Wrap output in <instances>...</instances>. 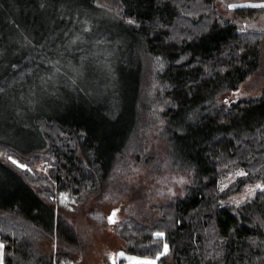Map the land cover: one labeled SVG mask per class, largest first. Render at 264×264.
<instances>
[{
	"label": "trees",
	"instance_id": "1",
	"mask_svg": "<svg viewBox=\"0 0 264 264\" xmlns=\"http://www.w3.org/2000/svg\"><path fill=\"white\" fill-rule=\"evenodd\" d=\"M80 1L79 7L76 0H0L5 110L19 93L13 88L38 68L31 48L13 56L14 50L26 44L54 63L56 38L63 46L69 39L57 35L72 33L85 9L109 13L130 35L123 66L113 68L111 92L48 94L43 104L18 105L26 129L12 127L10 115L0 122V153L8 152L0 154V170L8 175L0 187L4 264H73L89 237L58 211L54 196L64 191L84 202L132 162L186 177L181 192L152 204L145 217L119 223L126 250L154 255L167 244L163 264H264V186L240 204L228 202L248 185H264V88L258 96L218 100L264 75V8L247 6L264 0ZM155 115L167 142L161 160L146 136ZM11 153L25 166L9 162ZM239 170L244 175L221 187L223 177Z\"/></svg>",
	"mask_w": 264,
	"mask_h": 264
},
{
	"label": "rangeland",
	"instance_id": "2",
	"mask_svg": "<svg viewBox=\"0 0 264 264\" xmlns=\"http://www.w3.org/2000/svg\"><path fill=\"white\" fill-rule=\"evenodd\" d=\"M79 2L81 1L76 0L77 6H79ZM220 8L224 10L221 5ZM79 17L71 25V27H76L70 30L72 33L57 35V37L65 36L69 39L63 46L56 38L55 44L52 46V52L56 58L54 63L46 58L42 59L41 49L35 51L32 46H26V44L12 52L14 56L31 48L36 54L34 64L38 68L32 71L24 82H20L13 88L19 91L15 95L16 98L13 96L11 99L13 109L0 108V122L10 115L9 121L13 122L12 127L26 129L24 113L19 110L18 106L20 103H23L24 108L32 103L43 104V100L48 98V94L57 96L58 93L65 90L80 94L92 93L98 96L108 94L114 89L111 79L116 74L113 68L117 66V69H120L123 66V51L126 49L130 35L121 30L116 19L109 13L103 11L93 13L85 9V12L79 13ZM84 26H90V28H82ZM5 36L9 42H15L14 35L8 33ZM66 53V61L69 62L65 61L64 54ZM71 54L75 58L71 57ZM263 88L264 75L257 74L247 79L235 91L221 94L218 100L232 102L241 98L258 96L262 93ZM30 91L37 93V97H31ZM161 125L162 120L158 115H155L150 126L146 128L147 141L151 142L155 155L160 160L165 158L167 152V142L158 135ZM1 153L8 152L1 151ZM7 160L13 165L25 166V161L20 160L13 153L8 154ZM38 163V166L44 167V173H46L48 165L45 160L41 159ZM132 164L134 167H130L128 170H118L117 175L108 179L109 181H123V185L126 187L121 191L117 190L115 184L111 186L108 181L106 189L104 188L95 196L87 198L84 202L76 201L64 191L57 192L54 196L58 211L68 217L78 230L85 231L89 237V248L83 256H77V260L73 264H107L112 259L119 264H132L127 257L155 260L156 264H163L160 261L161 252L154 255H142L126 250L125 243L118 235L116 227L129 216L145 217L152 210V204L166 201L171 192H181L180 186L186 176L181 173H172L168 167L157 166V164L143 163L138 166H136L137 163L132 162ZM240 173H242L241 170L223 177L220 182L221 187H225ZM7 180L8 175L0 170V187ZM258 185L259 187H257ZM263 186L261 183L248 185L242 192L230 197L228 202L235 205L240 204L251 198L255 191ZM36 187L38 188V186ZM114 211L116 212V222L110 223L109 217ZM0 245H3L1 236ZM0 252L3 254L4 264V245ZM121 252L124 253V256L119 255Z\"/></svg>",
	"mask_w": 264,
	"mask_h": 264
},
{
	"label": "snow or ice",
	"instance_id": "3",
	"mask_svg": "<svg viewBox=\"0 0 264 264\" xmlns=\"http://www.w3.org/2000/svg\"><path fill=\"white\" fill-rule=\"evenodd\" d=\"M238 6H245V5H235V4H232V5H229V7H232V8H235V7H238ZM247 6H251V7H262L264 8V3H261V4H252V5H247ZM13 163H16L15 161H13ZM20 167H24L23 165H20ZM240 175H244V173H240ZM259 187V185L257 186ZM115 216H116V212L114 211L112 213V215L109 217V222L110 223H115L116 220H115ZM156 235L158 237L162 236L163 233H156ZM3 248V245H0V249ZM168 252V246L167 244L164 245V249H163V252L160 253V255H165L166 253ZM120 256H124V253L121 252L119 253ZM128 260H130L132 262V264H156V261L155 260H139L135 257H127ZM157 259H159V256H157ZM0 264H3V254L2 252H0Z\"/></svg>",
	"mask_w": 264,
	"mask_h": 264
},
{
	"label": "water",
	"instance_id": "4",
	"mask_svg": "<svg viewBox=\"0 0 264 264\" xmlns=\"http://www.w3.org/2000/svg\"><path fill=\"white\" fill-rule=\"evenodd\" d=\"M111 215H112V214H111ZM111 215H110V216H111ZM112 262L114 263V262H115V260H114V259H112Z\"/></svg>",
	"mask_w": 264,
	"mask_h": 264
}]
</instances>
